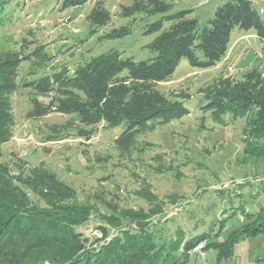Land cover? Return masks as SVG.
Listing matches in <instances>:
<instances>
[{"label": "rangeland", "instance_id": "1", "mask_svg": "<svg viewBox=\"0 0 264 264\" xmlns=\"http://www.w3.org/2000/svg\"><path fill=\"white\" fill-rule=\"evenodd\" d=\"M226 1L172 0V11L192 9L190 16L198 18L204 27ZM254 1L264 19V0ZM63 2L9 0L2 11L1 48L26 55L36 45L45 44L52 55L49 62L41 64L36 57L23 60L20 82L53 74L64 67L74 71L80 63L112 50L135 60L155 56L148 44L160 31L148 34L145 30L162 13L124 17L119 14L121 5L131 0H105L112 21L91 33L87 16L95 0L70 7H64ZM132 20L130 34L107 36L113 28ZM168 26L169 22H165L164 28ZM254 68L264 76V41L255 29L236 28L227 55L214 66L195 67L183 58L170 80L161 82L159 88L166 93L186 94L181 99L190 112L168 123L155 122L154 127L139 133L128 149L120 148L116 142L125 124L114 128L105 122L83 126L92 136H80L76 113L51 108L47 114H36L41 106L39 100L50 99L22 85L11 94L13 132L0 145V161L15 174L29 173L30 169L44 165L70 184L77 192L76 204L89 209L88 220L79 230L89 237L87 245L93 249L121 231L137 227V223L128 224L125 219L118 225L109 216L150 212L147 189L154 194L151 199L164 203L161 213L147 218L157 241L179 236L180 229L185 238L212 231L223 239L229 229L241 223L243 210L257 212L264 207V156H251L246 151L247 119L226 115L224 121H217L213 116L216 110L206 108V94L227 80H244ZM54 125L61 132H53ZM31 198L36 205L44 204L32 192ZM193 248L184 264H257L255 258L264 253V235L237 242L226 260H219L214 247L207 249L205 245L197 252Z\"/></svg>", "mask_w": 264, "mask_h": 264}, {"label": "trees", "instance_id": "2", "mask_svg": "<svg viewBox=\"0 0 264 264\" xmlns=\"http://www.w3.org/2000/svg\"><path fill=\"white\" fill-rule=\"evenodd\" d=\"M8 1L0 0V18ZM87 1L64 0L63 3L64 7H70ZM95 2L87 16L91 33L113 18L105 0ZM173 8L172 0H131L121 5L119 14L124 17L163 14L148 23L145 30L148 34L160 31L148 44L155 52L151 59L135 60L112 50L80 63L74 71L64 67L53 74L20 82L19 68L23 60L36 57L41 64L49 62L52 55L45 44L36 45L26 55L0 46V145L12 136L11 94L23 85L50 99L39 100L41 106L35 110L36 114H47L51 108L66 114L76 113L81 125L78 127L80 136H92L83 126L105 122L114 128L125 124L116 142L120 148L128 149L136 136L154 127L155 122L168 123L190 112L181 99L186 94L182 91L166 93L159 88L161 82L170 80L183 58L199 68L216 65L227 55L236 28L255 29L264 41V19L254 0H227L217 7L204 27L200 26L198 18L190 16L192 9L173 12ZM134 20L113 28L107 36L118 38L130 34ZM165 22H169L166 28ZM262 73L254 68L244 80H227L206 94L209 99L206 108L216 110L213 116L217 121H224L226 115L247 119L244 132L249 145L246 151L258 157L264 156ZM51 128L53 132H61L57 125ZM31 192L44 204H34ZM145 192L152 204L150 212L109 216L118 225L125 219L128 224L137 223L138 228H127L93 249L87 245L89 237L79 230L88 220L89 209L76 204L77 192L70 184L44 165L30 169L29 173L15 174L0 161V264H184L200 241H206L207 249L214 247L219 260H226L233 254L237 242L264 235L262 207L257 212L243 210L241 223L229 229L223 239L212 231L185 238L184 230L180 229L179 236L157 241L147 218L161 213L164 203L151 199L152 191ZM255 260L261 264L264 253Z\"/></svg>", "mask_w": 264, "mask_h": 264}, {"label": "built area", "instance_id": "3", "mask_svg": "<svg viewBox=\"0 0 264 264\" xmlns=\"http://www.w3.org/2000/svg\"><path fill=\"white\" fill-rule=\"evenodd\" d=\"M100 235H103V234L100 233ZM204 248H205V242L204 241H200L194 246L193 251H195V252L201 251Z\"/></svg>", "mask_w": 264, "mask_h": 264}]
</instances>
